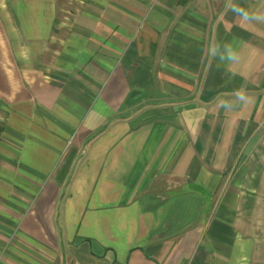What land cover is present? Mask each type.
Listing matches in <instances>:
<instances>
[{
  "label": "crops",
  "instance_id": "1",
  "mask_svg": "<svg viewBox=\"0 0 264 264\" xmlns=\"http://www.w3.org/2000/svg\"><path fill=\"white\" fill-rule=\"evenodd\" d=\"M64 1L0 0V264H264V0Z\"/></svg>",
  "mask_w": 264,
  "mask_h": 264
},
{
  "label": "rangeland",
  "instance_id": "2",
  "mask_svg": "<svg viewBox=\"0 0 264 264\" xmlns=\"http://www.w3.org/2000/svg\"><path fill=\"white\" fill-rule=\"evenodd\" d=\"M65 1H64V3H65ZM4 117H5L4 109L0 107V136L2 134V129L4 128Z\"/></svg>",
  "mask_w": 264,
  "mask_h": 264
},
{
  "label": "clouds",
  "instance_id": "3",
  "mask_svg": "<svg viewBox=\"0 0 264 264\" xmlns=\"http://www.w3.org/2000/svg\"><path fill=\"white\" fill-rule=\"evenodd\" d=\"M238 96H239V99H240V100H244V99H245V97H244L243 94H238Z\"/></svg>",
  "mask_w": 264,
  "mask_h": 264
}]
</instances>
